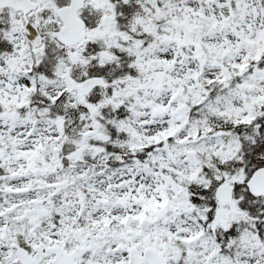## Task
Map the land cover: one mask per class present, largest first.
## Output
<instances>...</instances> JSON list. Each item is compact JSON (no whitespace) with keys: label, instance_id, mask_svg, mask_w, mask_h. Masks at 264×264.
Wrapping results in <instances>:
<instances>
[{"label":"snow or ice","instance_id":"6c2138e0","mask_svg":"<svg viewBox=\"0 0 264 264\" xmlns=\"http://www.w3.org/2000/svg\"><path fill=\"white\" fill-rule=\"evenodd\" d=\"M0 264H264V0H0Z\"/></svg>","mask_w":264,"mask_h":264}]
</instances>
